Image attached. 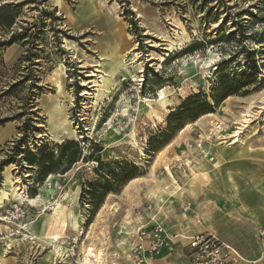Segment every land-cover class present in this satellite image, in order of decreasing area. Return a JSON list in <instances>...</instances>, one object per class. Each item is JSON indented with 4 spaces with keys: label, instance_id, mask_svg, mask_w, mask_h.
I'll use <instances>...</instances> for the list:
<instances>
[{
    "label": "rangeland",
    "instance_id": "1",
    "mask_svg": "<svg viewBox=\"0 0 264 264\" xmlns=\"http://www.w3.org/2000/svg\"><path fill=\"white\" fill-rule=\"evenodd\" d=\"M59 2L58 7L53 0H0V7L16 12L12 26L0 28V187L9 172L25 194L22 200L10 198L0 209V264H74L66 258L45 261L44 234L59 237L63 248L74 241L80 255L86 247L103 251L105 264H129L121 243L130 244L131 253L137 226L152 216L169 231L181 219L197 223L202 191L196 190L195 196L173 193L164 168L177 185L201 187V165L193 169L186 162L188 169L184 161L200 158L199 143L218 140L216 126L225 130L222 136H231L241 116L250 112L249 128L254 131L244 132L247 142L264 134V0H91L94 13L80 10L87 0ZM176 23L189 39L169 49L163 38L172 35ZM114 42L122 55L136 54L134 64L126 58L123 70L131 73V65H137L141 72L133 71L130 80L118 75L106 96L97 97L100 87L93 86L102 85L97 72L107 65L105 48ZM247 51H254L257 73L247 67ZM219 74L224 86L234 90L214 106ZM83 90L86 94L81 95ZM162 90L164 108L158 103ZM196 94L213 105L212 116L185 123L169 134L161 150L150 153L147 141L159 142L156 136L166 127L167 115ZM51 110L54 122L64 115L65 123L51 126ZM67 141L76 143L73 150L78 152L69 177L58 149ZM25 151L37 159L53 153L51 170L41 174L37 162L28 165ZM97 159L118 174L131 172L130 167L137 174L132 183L106 195L93 212L88 197L80 201V193L99 175H108L104 169L96 173ZM75 187L73 210L81 217V232L76 224L64 228L51 217L55 202L68 206L62 191L73 194ZM23 224L33 243L16 235ZM149 229L144 228L146 233Z\"/></svg>",
    "mask_w": 264,
    "mask_h": 264
},
{
    "label": "crops",
    "instance_id": "2",
    "mask_svg": "<svg viewBox=\"0 0 264 264\" xmlns=\"http://www.w3.org/2000/svg\"><path fill=\"white\" fill-rule=\"evenodd\" d=\"M247 138L245 136L243 145L224 147L217 145L216 140L206 139L199 148L200 158L184 161L186 168V162L193 169L201 165V172L197 174L205 176L201 187L197 185L193 192L195 196L196 190H201L203 198L202 206L199 205L195 211L197 223L192 218V221L181 219L171 226L174 231L164 228L177 236L174 240L177 248L184 246L187 238L207 233L234 249L243 260L264 264V134L252 137L248 142ZM153 223L160 224L157 215L137 228H151ZM46 244L49 252L53 246ZM121 245L119 247L125 257L129 254L130 244L122 242ZM56 246L63 247V242L58 241ZM179 256L180 253L164 254L142 264H173ZM49 260L53 258L49 257ZM125 260L128 261L127 257ZM128 262L133 264L130 260Z\"/></svg>",
    "mask_w": 264,
    "mask_h": 264
},
{
    "label": "bare ground",
    "instance_id": "3",
    "mask_svg": "<svg viewBox=\"0 0 264 264\" xmlns=\"http://www.w3.org/2000/svg\"><path fill=\"white\" fill-rule=\"evenodd\" d=\"M53 3L55 5H57L58 7L60 6L59 0H53ZM88 8L90 9V13H94L95 12L94 7H92L91 0H87V4L84 3V8H82L80 10L84 13V12H88L87 11ZM188 39H189V37H188L185 29L183 28V26L181 24L179 25L178 23H176L175 28L173 29L172 35L171 36L169 35L166 38H163V41L167 44V47L169 49H171L173 47L177 48V46H181L182 44L188 42ZM105 52L106 53L104 54V56L107 55V58H106L107 59V65L106 66L104 65L105 66L104 69L100 70V72H97V73L100 74L99 78L101 79L102 85L101 86H97L95 84V86H93V87H100V90H98L100 93L98 95H96L97 97L98 96H103V95H105L108 92V90L115 84V78L118 75L122 74L123 77L125 78V80H127L129 78L130 79L134 78V75L132 73L133 71H136L138 73L141 72L140 71L141 68L139 66H137V65H131V68L133 70L131 73L125 72L123 70V68L125 67L126 58L129 56V60L133 61V59L136 56V54H134L133 52H128L125 55H122L123 54V50L120 49L119 45L116 42H114L113 45L111 44L110 46H107L105 48ZM131 64H134V61ZM83 82L84 83L82 85L89 84V82H87V81H83ZM94 83H96V82H94ZM60 87H61V85L60 86L58 85L59 90L61 89ZM84 94H86L85 90L82 91L81 95H84ZM165 99H166L165 91L162 90L158 94V103L160 104L161 108H164V106H165V103H166ZM60 105H62V104H60ZM61 107H63V106H61ZM54 110H57V112H58L59 109L56 108ZM164 111L168 113L167 110L164 109ZM51 113H52V114H50L51 126L54 127L53 123H56L58 125H62V124L65 123L66 120L63 117L64 115L60 116L59 119H57L54 122V119L52 118V115L55 112L52 111ZM210 116H212V115H210ZM251 117H252V115L250 114V112H248V114L246 113L245 115H242L241 116L242 120H241V122L239 124V127L235 128L234 131L232 132L231 136H229V137L222 136L221 132L225 133V130L222 129L220 126H216V128L214 129L215 130L214 134L216 135V137L218 139V140H216V144L220 145V146H223V147L224 146H233L235 144L243 145L244 143H243L242 137L243 138L245 137L244 132L246 131V132H248L250 134V133H252L254 131V129L249 128V125L251 123V120H250ZM200 146H201V144H200ZM161 152H159V153H161ZM165 171H166L167 176L169 177V179H171V181L173 182L172 183V185H173L172 192L173 193L181 195V194L186 192V194L188 193L189 195L194 196L193 192H194L195 188H193V186L192 187H181L182 185L181 186L177 185L176 182H175V179H174V176H173L172 172L168 168H165ZM191 173H192V171H191ZM68 175H69V172H67L65 176H68ZM56 178H62V176L58 175V176H56ZM132 182L133 181H131V183ZM66 192H68V191H66ZM66 192L62 191V193H63L62 196L65 197L68 200V206H63L58 201L55 202V203L52 202L54 204H53V207L51 208V212H52L51 217H52V219L54 220V222L56 224H58V225L63 224L64 228H65V226L67 227V226H72V224H74V225L76 224L78 229H79V232H81V225H80V222L82 221L81 217L79 215H76L75 211L73 210V204L76 203L75 200H76L78 189H77V187L73 188V190H72L73 194L66 193ZM45 193H47V189L45 190ZM24 196H25L24 191L20 187H18V181L17 180L13 181V179L11 178L9 172H5L3 174V181H2V185L0 187V209L3 206L4 203H6V202H8L10 200V198H12L13 200H22L23 198H25ZM160 200H161V198H160ZM28 201L35 202L34 200H28ZM69 207H71V208H69ZM43 237H44V240H45L46 243H48L50 246H53V248L51 247L52 249L45 256V261H49V257L53 258L52 261H55L57 258H61V261H63V255L62 254L64 253V251H63L64 248L63 247H59V246L55 247L57 241L60 240L59 237H57V236H49L47 234L46 235L44 234ZM75 240L79 241V239H77V237H76ZM29 242H32V241H29ZM82 245H83V243L80 246H82ZM97 250H94L92 248L91 249H87V247L83 248L82 249V253L80 255V258L78 259L79 263L80 264H105L104 254L102 253L103 251L101 252V251H99V250L97 251ZM126 257H127L128 261L130 260L133 264H135L134 261H133V256L130 253V249H129V254ZM1 258H2V263H3L4 262V257H1Z\"/></svg>",
    "mask_w": 264,
    "mask_h": 264
},
{
    "label": "trees",
    "instance_id": "4",
    "mask_svg": "<svg viewBox=\"0 0 264 264\" xmlns=\"http://www.w3.org/2000/svg\"><path fill=\"white\" fill-rule=\"evenodd\" d=\"M16 13V12H15ZM14 10L10 7H0V28L2 29H8L12 26V21L14 19ZM264 23V19H263ZM234 36V34L231 35V37ZM12 41L8 42L7 45H9ZM193 45H191L192 47ZM190 47V48H191ZM189 48V49H190ZM253 53L254 51H247V56L249 59V64L247 67L254 73L258 72L257 63L253 59ZM219 72H222L220 70ZM223 74H219L217 76L218 80V88L219 90L215 91V95L212 96L211 101L212 104L215 106L220 101H223L229 94L230 91H233L234 89L226 88L224 86V81L222 80ZM202 96L200 94H196L193 96L187 97L182 104L174 111L170 112L166 117V127L158 133L156 138L159 139V142L156 145L152 144L151 139H149L148 142V148L150 149V153H156L157 151L161 150L167 143L168 137L170 133H173L180 129L185 123L192 122L198 117L212 113V106L203 96V100L200 101L199 97ZM76 148V143L72 142H65L62 145H60L59 152L60 157L66 158V170L67 172L72 165H74L78 159L75 157L76 154H78L77 151H74L73 149ZM45 149L43 147L42 149L37 150V154L41 155L42 151ZM66 153V154H65ZM25 154V162L28 163V165L35 164L36 162L40 166L41 174L45 171L51 170V165L54 162L53 153H49V155L46 158H39L37 159L38 155H32L31 153L24 152ZM97 167H96V173H99L100 171L108 170V175H99L98 181L94 183H87L86 188L87 190H82L80 193V201L83 199V197H88V204L92 208V211L95 212L99 209L101 206V203L106 195H108L111 192L117 191L122 185H125L129 181H131L134 178V175L137 174V171L135 168H131V172H123V173H116V171H112L110 168V165H104L99 159L96 160ZM64 172V173H65ZM115 172V173H114Z\"/></svg>",
    "mask_w": 264,
    "mask_h": 264
},
{
    "label": "built area",
    "instance_id": "5",
    "mask_svg": "<svg viewBox=\"0 0 264 264\" xmlns=\"http://www.w3.org/2000/svg\"><path fill=\"white\" fill-rule=\"evenodd\" d=\"M200 144L197 145L198 149ZM21 214L23 217V213ZM0 220L4 222L3 219ZM16 232V235L20 233L25 240H34L30 234H27L25 224L20 227L18 225ZM176 238L177 236L166 233L162 226L157 223H153L148 233L145 232L144 227L137 228L131 249L134 263H145L147 259H152L165 252L169 255L180 253L177 262L173 264H254L243 260L234 249L210 234L202 233L189 237L186 239L187 243L178 248L174 242ZM2 240L0 233V244H2ZM63 251V258L72 260L74 264H80L78 246L74 241H71Z\"/></svg>",
    "mask_w": 264,
    "mask_h": 264
}]
</instances>
